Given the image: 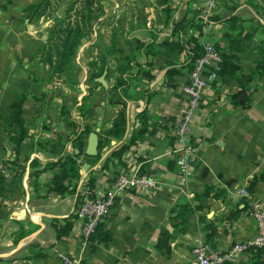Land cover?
<instances>
[{
	"label": "crops",
	"instance_id": "0c3cea01",
	"mask_svg": "<svg viewBox=\"0 0 264 264\" xmlns=\"http://www.w3.org/2000/svg\"><path fill=\"white\" fill-rule=\"evenodd\" d=\"M156 1L160 11L142 9L146 19H139L135 34L120 37L118 49L105 53L118 56L116 65H104L102 74L110 75L105 84L91 79L96 72L89 65L100 62L95 45L82 44L85 38L76 58L82 51L86 65L75 58L72 87L50 91L54 83L48 80L49 65L35 59H41L52 27L44 25L43 17L31 20L25 11L40 0H0V96L17 81H34L40 87L27 97V117L23 115L24 179L11 192V174L4 175L7 186L0 190V264H68L59 253L71 264H190L192 250L207 239L208 223L217 228L216 249L229 252L234 264L248 259L232 244L257 232L240 190L247 188L250 199L264 208V180L251 187L264 172V0ZM179 24L186 26L174 33ZM195 39L202 46L211 41L222 57L233 58L225 74L216 75L217 69L208 73L213 81L192 124L195 169L185 182L178 175L171 123L182 112V87L189 80ZM166 40L182 43L183 50L168 49L162 44ZM97 86L102 91L94 96ZM241 92L245 98L236 104L233 97ZM121 111L122 135H107ZM85 128L90 129L86 150L90 134L99 136L98 157L85 150L79 159L80 177L70 181L74 192L50 190L58 169L49 165L79 153L73 141ZM124 146L121 155L115 154ZM122 170L152 175L156 186L114 197L102 219L112 241H96L95 248L84 243L79 216L69 235L59 238L53 221L77 213L87 186L96 197L109 196ZM164 229L174 234L169 251L159 245Z\"/></svg>",
	"mask_w": 264,
	"mask_h": 264
},
{
	"label": "trees",
	"instance_id": "16d2710c",
	"mask_svg": "<svg viewBox=\"0 0 264 264\" xmlns=\"http://www.w3.org/2000/svg\"><path fill=\"white\" fill-rule=\"evenodd\" d=\"M195 1V0H191ZM51 6L50 0H40L39 3L31 4L25 8L27 12V17L33 19H38L44 14H42L46 8ZM72 10H74V15H72ZM106 13L104 0H72L69 4V8L66 10V16L60 17L55 25L50 30V36L46 44L42 45L43 55L41 57V62L49 65V78L51 73L63 74L67 76V80L71 83L73 78L71 76L73 70L75 69V58L79 46L82 41L89 37L93 33L94 23L102 18ZM169 16V15H168ZM192 19L191 17L186 18L185 21ZM188 23V22H187ZM186 25L179 24L175 27L174 33L179 29L185 28ZM167 46L170 50H175L180 52L183 50L182 43L173 40L162 43ZM194 55L191 57L190 65L191 70L193 68V63L197 57L203 53V46L195 39L193 46ZM230 56L223 55L222 61L220 63L219 69L216 71V75H223L228 69L232 68ZM91 64L97 65L93 62ZM104 65H101L100 74H93L91 76L92 81L95 83V78L100 76L103 73ZM261 68L264 70V64L261 65ZM148 76H150L148 74ZM24 87L28 88L27 83L24 82ZM24 94H16L13 96V99L8 103V108L10 110V116L7 119V130L11 135V140L16 146L15 153H18L22 147L23 141L27 138V120L23 116V105L25 101ZM244 97V93L241 92L238 95H235L234 102L240 103L238 99ZM86 104L83 105L82 110L85 112L87 109ZM88 108V107H87ZM125 123V113L121 111L118 115V118L113 123V127L109 129L106 134L109 136L120 137L123 133V126ZM90 129L85 128L80 135L74 139L73 144L76 148L79 149V153L75 155H66L62 160L57 161L49 165V167L57 168L58 171L54 176L50 190L55 191L61 195H64L68 192H74V189H71L70 181L74 178L80 177V163L79 159L84 154L86 150L85 139L89 134ZM102 143V142H101ZM104 143V142H103ZM102 143V144H103ZM127 147L124 146L120 150L116 151L115 154L121 155ZM96 156L95 158H97ZM13 164H18L21 166L19 159L12 161ZM34 164V161L32 162ZM38 171L34 173L35 176L38 175ZM20 173H15L12 175V179L9 180V186L6 185V179L4 175L0 177V190L2 191L5 186L9 188L11 192H14L19 186L20 181H16V177L19 178ZM260 180H264V172L255 176L253 184L251 187H254L256 183ZM92 184V181L90 182ZM247 209V207H245ZM244 209V210H245ZM243 210V209H242ZM237 211H241L238 209ZM187 211L186 213H190ZM237 214H231V217H235ZM78 217V213L71 215L69 218L63 220H54L53 227L58 233V237L68 236L71 232L74 219ZM207 227V239L205 242L209 243L213 248L216 246L213 244L214 238L218 235L217 228L212 224L208 223ZM174 237V234L164 229L160 237L159 245L166 247L167 250H170L169 241ZM113 239V235L109 230H106L102 221L98 222L95 227L94 232L90 235L88 242L95 248V242H104L109 244ZM235 243L232 244L234 246ZM248 254V259L243 260L239 264H264V246H251L245 250ZM222 255L226 254V251L221 252ZM216 264H234L233 261L229 259H224L220 263Z\"/></svg>",
	"mask_w": 264,
	"mask_h": 264
},
{
	"label": "built area",
	"instance_id": "2783aa9c",
	"mask_svg": "<svg viewBox=\"0 0 264 264\" xmlns=\"http://www.w3.org/2000/svg\"><path fill=\"white\" fill-rule=\"evenodd\" d=\"M203 44V53L197 57L193 63L189 80L182 87L183 107L180 115L171 123V134L176 139L178 158L176 160L179 167V177L181 181H187L194 173L196 161V146L192 138V124L195 113L200 109L206 90L212 84V77L208 73L219 69L222 56L217 51L215 44L206 41ZM192 53V52H191ZM194 54V52L192 53ZM1 167V166H0ZM5 170L0 169V174ZM156 186V179L152 175L134 173L133 171L122 170L111 183V194L109 196L96 197L89 186L85 187L81 194V202L78 206V216L83 220L82 236L86 243L90 235L94 232L98 222L102 221L109 206L113 203L114 197L130 189H151ZM240 195L248 200L249 214L256 222L257 232L252 238L239 243L234 251L243 252L247 248L264 246V208L250 199V191L247 188L240 190ZM233 247V246H232ZM231 247V248H232ZM221 250L213 248L209 243L203 241L192 250L190 264H216L224 259L232 261L229 252L221 254ZM59 256L64 262L71 264L72 261L63 253Z\"/></svg>",
	"mask_w": 264,
	"mask_h": 264
},
{
	"label": "rangeland",
	"instance_id": "374dc122",
	"mask_svg": "<svg viewBox=\"0 0 264 264\" xmlns=\"http://www.w3.org/2000/svg\"><path fill=\"white\" fill-rule=\"evenodd\" d=\"M71 1L72 0H50L51 6L49 8L47 7L46 10L42 13L44 15L41 16L45 20L44 25L49 24L51 25V27H53L60 17H65L66 15L63 16L61 11L62 9L67 10ZM156 2V0H104V4L106 7V15L94 23L92 33L94 37L90 38V35L89 37H87L88 39H85V41L82 43L85 48H87L88 46L92 47L93 45H95L94 50L95 53L97 52V56L99 57L100 66L95 64L89 65V70L91 72H96V74H100L101 65L105 63L107 64L108 62H110V64L112 65H116L117 61H114V59H116V57L118 56H113L112 54L107 57L105 56V53L108 51L112 52L113 50L118 49L116 48V45L118 44V40L120 39V37L126 38L127 36H133L135 34L134 30L139 27V19L141 17H144L143 19H146L145 15L142 16V9L153 8L152 11H154V13H158L160 9H157L158 6L156 5ZM71 13L72 15H74V10H72ZM153 16H150V19L153 20ZM93 40L95 42H93ZM81 52L79 53V55H77L76 59H80L79 64L86 65V58H83L84 55L81 54ZM31 59L32 58H29V60ZM38 60L40 61L41 59H35V61ZM31 73L33 72L31 71ZM103 75L104 79L107 80L108 77H110L109 74L107 75V77H105V74H101L100 76H98V78ZM83 76L84 75L82 73L80 77L84 78ZM111 76L113 78L112 83H114V74H112ZM48 80L54 83L52 84V88H49L50 91H54L55 88L58 87L62 88L63 85H66V87H72V83L68 81L67 76L63 74L51 73V76L50 78H48ZM88 81H90L89 77ZM26 83L27 86H29L28 88L24 87V81L14 82L13 86L11 88H8L4 92V94L0 96V169L1 171L5 170V173H1L0 177L1 175L9 176V174H11V180L12 175H15V173L18 172L21 176H19V178L16 177V181H20V184L22 183L24 175L27 171V162H22L20 161V159L22 158L27 160V154H23V150H19L18 153H15L16 146L11 140L10 133H8L9 129L7 130V119L10 116L8 103L13 99V96L17 93L24 94L23 96L25 97V101L23 105V115H26L27 117V97H32L33 93L36 94L37 91H40V87L36 83H34V81L30 82L31 85L28 84L27 81H25V84ZM101 91L102 89L97 86L94 90H92V94H94L95 96ZM73 94L76 93L73 92ZM100 95L102 97V93H100ZM116 98L117 95L115 93H112L110 95V99L115 100ZM97 99H100V97H97ZM68 112H70V110H68ZM15 159H19V162H22L20 163L21 166H19L18 164H13L12 161ZM17 190H19V187H17L15 191Z\"/></svg>",
	"mask_w": 264,
	"mask_h": 264
},
{
	"label": "water",
	"instance_id": "95a60500",
	"mask_svg": "<svg viewBox=\"0 0 264 264\" xmlns=\"http://www.w3.org/2000/svg\"><path fill=\"white\" fill-rule=\"evenodd\" d=\"M62 15H66V10L62 9L61 11ZM98 81L102 83H106L104 79V75L97 79ZM98 145H99V136L96 132H92L89 136V145L86 150V153L90 156H96L98 154Z\"/></svg>",
	"mask_w": 264,
	"mask_h": 264
}]
</instances>
